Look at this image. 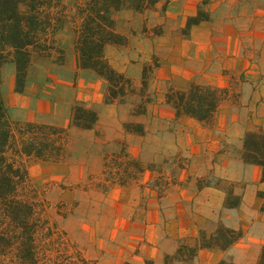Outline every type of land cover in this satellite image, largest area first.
<instances>
[{"label":"crops","instance_id":"obj_1","mask_svg":"<svg viewBox=\"0 0 264 264\" xmlns=\"http://www.w3.org/2000/svg\"><path fill=\"white\" fill-rule=\"evenodd\" d=\"M200 7L206 17L183 32ZM152 11L162 19V33L148 32L128 46L105 49L119 52L121 63L109 60V64L132 80L134 90L140 88L144 62L156 59L143 114H133L127 103L105 104V81L77 68L73 44L59 66L66 71L61 84L70 100L59 106L49 101L51 93L42 89L44 79L34 81L27 73L23 92L13 93L8 106L15 120L38 122L37 115L47 110L52 116L46 124L67 127L74 101L86 103L98 114L94 128L103 136V155L112 158L124 152L142 164L144 170L136 180L104 192L121 202L114 247L139 245L131 258L136 264H256L264 247V182L262 168L244 161V139L247 134H264V0H158ZM126 13L123 26L142 28L146 12L128 9ZM115 29L125 34L117 25ZM11 83L10 76L7 88ZM190 84L210 86L219 93L217 109L206 122L176 117L165 101L168 89L184 90ZM32 87L38 91L28 99L24 95ZM125 105L132 122L144 127L143 134L124 129ZM57 107L62 108L60 115ZM162 161L172 164L176 173L174 184L160 192L154 185L157 174L147 166ZM103 165L104 160L101 172ZM230 194L238 198L235 207L226 206ZM220 224L241 234L228 249H200L187 262L173 258L180 246H194L200 232L210 237ZM116 236H123L128 244L118 242Z\"/></svg>","mask_w":264,"mask_h":264},{"label":"trees","instance_id":"obj_2","mask_svg":"<svg viewBox=\"0 0 264 264\" xmlns=\"http://www.w3.org/2000/svg\"><path fill=\"white\" fill-rule=\"evenodd\" d=\"M157 3L158 0H87L82 3L78 0H73V3H66L65 0H0V67L5 62L14 64V90L23 92L34 56L50 57L57 53L59 63H63L64 50L58 47L56 35L69 26L77 68L90 70L105 81V104L123 101L136 93L132 80L115 70L105 56L107 46H125L128 42L126 36L116 32L112 13L122 9L145 13L154 9ZM201 20L190 18L187 27ZM157 66L156 59L143 65V94L140 95L141 103L137 105V111H132L135 115L143 114L150 101L145 92ZM165 101L175 109L176 117L187 116L206 122L217 109L219 93L210 86L190 84L184 90L168 89ZM97 121V112L80 101L72 105L67 127L13 120L0 93V264H76L72 255H67L66 242L51 245L47 242L52 230L46 218V205L38 200L30 185L28 165L64 161L68 155L70 128L91 130ZM128 126L130 124H124L126 132L144 133L140 124H137L138 131L128 130ZM244 147V161L262 168L261 179L264 182V134H247ZM114 158L134 162L139 174L144 170L138 160L124 152ZM107 162L106 158L103 175L108 169ZM126 179H105L103 184L106 186L102 190L105 192L113 185L126 186ZM237 205L238 198L226 203L228 207ZM240 235V232L220 224L214 235L207 237L200 232L194 246H180L173 258L178 256L185 262L183 258L192 260L200 249L226 250ZM75 253L82 264H94L80 250H75ZM52 254L55 258L50 260L48 257ZM256 264H264V247Z\"/></svg>","mask_w":264,"mask_h":264},{"label":"rangeland","instance_id":"obj_3","mask_svg":"<svg viewBox=\"0 0 264 264\" xmlns=\"http://www.w3.org/2000/svg\"><path fill=\"white\" fill-rule=\"evenodd\" d=\"M78 1L82 3L87 0ZM181 1L161 0V3H180ZM65 2L73 3V0H65ZM203 3H208V1ZM127 10L122 9L112 13L113 17L118 18L117 28L125 31L123 35L128 40L125 46H128L130 40L144 38L145 33L149 32L153 35L162 33V25L159 24V22H162V19L159 16L156 17L152 10L145 13L146 18L142 28L134 30L128 28V26H123L122 22L126 21ZM160 11L162 12V8ZM205 17L206 14L201 11L200 7L196 16L192 18L203 19ZM187 22L183 32L188 28ZM56 42L58 47L64 50L63 63H59L57 53H53L50 57L36 55L28 73H30L34 81L38 78L40 80L44 79L42 81L43 91L51 93L49 101L59 106L60 103L62 105L64 101H68L71 98L64 90L63 84H61L66 79V71L59 68L66 60L65 50L73 44V34L69 26L58 32ZM117 47L122 48V46ZM118 54L119 52L114 49H107L105 51L108 62L110 60L112 63H121L118 59ZM145 63H151V61L146 60ZM52 65L56 67H52ZM14 73L15 71L11 62H5L1 65L0 93L3 104L13 120L15 119L8 106L7 99L15 93ZM10 76L12 77V83L7 88V79ZM36 91L38 90L32 87L24 96L28 99H34ZM147 91L145 94L149 96L150 94ZM135 93V96H128L123 101L117 102V104L127 103L130 106V111H137V105L141 103L140 95L143 94L141 92V84L140 88L135 90ZM36 100H39V98L36 97ZM83 104L86 105V103ZM61 111L62 108L57 107L56 115H60ZM127 113H129L128 106L124 107L121 112L124 119L123 125L130 124L127 127L128 130L138 131V123L132 122L131 115ZM51 116L52 113L43 110L42 113L37 115V121L46 124L48 120H51ZM101 140H103V136L100 134V129L98 128H94V132L70 128L67 158L60 163L33 162L29 164L28 177L30 185L35 190L38 200L44 202L46 205V218L52 230L50 235L47 236V242L50 245L52 243L65 244L66 242L67 255L71 254L76 264L82 263L78 259L75 250H80L84 257L92 260L94 264H136V261H133L131 258L138 253L139 245L134 248L128 246L114 247L116 241L112 240V235L113 231L115 229L119 230L120 227V223H116L115 221L120 219L117 211L121 202L115 199L116 196L114 194L104 193L102 187L106 186V184H103L105 179L127 178L126 180L131 182L139 177V172L134 162L127 163L124 158H111L109 155L104 156L103 152L105 148H103ZM97 145H101L102 151L96 148ZM106 158L108 169L103 175L101 172L102 163ZM100 165L101 167L98 169ZM147 169L154 170L157 174L155 176L157 180L154 182L157 191H166L170 184H174L176 172L172 169V164H166L165 161H162L158 166L156 164H149ZM236 198L230 194L226 202H234ZM116 237H118V242L127 243V241H123V236ZM74 246H76V249H74ZM182 256L184 257L183 253H181ZM48 258L51 260L55 256L52 254V257ZM183 259L185 262L188 261L186 258Z\"/></svg>","mask_w":264,"mask_h":264}]
</instances>
